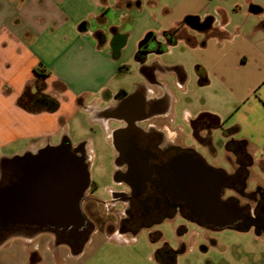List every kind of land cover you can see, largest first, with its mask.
I'll use <instances>...</instances> for the list:
<instances>
[{
  "label": "crops",
  "instance_id": "obj_1",
  "mask_svg": "<svg viewBox=\"0 0 264 264\" xmlns=\"http://www.w3.org/2000/svg\"><path fill=\"white\" fill-rule=\"evenodd\" d=\"M188 16L200 26L189 25ZM149 32L164 44L159 53L173 46L175 55L140 57ZM39 63L49 71L45 91L60 102L53 112H28L16 102ZM133 65L140 74L133 85L156 90L153 73L166 83L173 119L189 82L218 88L206 110L186 109L187 121L206 115L214 119L213 140L240 143L264 159V0H0V164L68 137L71 117L102 110L98 94L107 99L127 88L123 78ZM215 130L226 135L216 139ZM93 235L77 250L51 231L18 234L0 245V264H77Z\"/></svg>",
  "mask_w": 264,
  "mask_h": 264
},
{
  "label": "flooded vegetation",
  "instance_id": "obj_2",
  "mask_svg": "<svg viewBox=\"0 0 264 264\" xmlns=\"http://www.w3.org/2000/svg\"><path fill=\"white\" fill-rule=\"evenodd\" d=\"M154 36L156 44L143 45L139 49L140 57L146 55L144 50L153 55L164 47L154 33L148 42ZM164 39L170 42L169 35ZM160 71L163 72L161 68ZM149 83L157 89L146 87L143 82L135 83L132 89L119 88L109 94L104 109L94 112L107 129L112 144L117 187L111 190L109 200L94 201L86 195L92 187L89 185L80 204L85 217L83 224L64 227L59 220L57 227L48 230L39 215L30 213L34 197L28 173L30 161H1L0 243L13 234L34 236L47 230L57 242L81 250L96 230L108 236L135 235L141 228H151L167 218L178 217L182 221L177 228L179 244L174 246L163 241L153 255L157 264H176L179 255L187 249L182 241L187 232L186 224L208 232L230 229L264 235V159H254L240 143L224 144L218 139L216 147L213 146L208 126L214 124V119L202 114L190 121L196 142H187V137H182L173 126L166 83L158 80L154 73ZM225 135L226 131H221V139ZM201 147L214 158L217 150H222L225 164L209 163ZM10 185L18 197L16 206L25 208V215L2 214V190ZM87 201L112 207L113 210L106 212L116 215L117 230L109 222L105 228L95 222L91 214L84 211L83 204ZM121 209L122 215L118 217L117 211Z\"/></svg>",
  "mask_w": 264,
  "mask_h": 264
},
{
  "label": "rangeland",
  "instance_id": "obj_3",
  "mask_svg": "<svg viewBox=\"0 0 264 264\" xmlns=\"http://www.w3.org/2000/svg\"><path fill=\"white\" fill-rule=\"evenodd\" d=\"M175 51L176 48L171 46L157 54L158 56H154V54L152 56L166 60L173 57ZM139 75V68L133 65L131 73L123 78L125 80L124 86L127 89H132L131 81L136 77L138 78ZM217 92L218 88L200 84L197 79L189 82L184 92H179L173 125H180L178 132L182 137H187V142L195 141V139L192 136V126L185 117L186 109H195L197 112L206 110L209 95L217 94ZM97 97L98 107L103 109L108 103V97L102 99V94H98ZM67 129L68 138L73 146L84 143V153L90 172V184L92 185L86 195L94 201L109 200L111 190L117 186L114 184L113 148L107 131L95 113L91 115L84 111L71 117ZM213 135L217 139L218 136H221V132L215 130ZM58 142L59 139L53 138V144ZM211 142L216 147V140L212 138ZM199 149L204 153L209 163L225 164L222 150L218 149L217 157L214 158L207 152L206 148L201 147ZM249 187H252V183L249 184ZM83 206L84 211L90 213L95 222L101 223L104 228L109 222L117 230L119 221L116 215L106 212L113 210L112 207L109 205L104 207L102 204L93 201H87ZM118 211L119 217L122 215V209ZM181 223V219L172 217L153 225L151 228H141L135 235L127 233L117 237L103 233V235L95 236L92 233L93 243L84 246L77 264H157L153 255L163 241L174 246L179 244L177 228ZM186 226L187 232L182 241L186 243L187 249L179 255L176 264H264V235L258 236L252 231L236 232L230 229L208 232L192 224H186ZM156 232L161 235H157ZM13 236H17V234L4 238L0 245ZM59 261L60 259H58Z\"/></svg>",
  "mask_w": 264,
  "mask_h": 264
},
{
  "label": "water",
  "instance_id": "obj_4",
  "mask_svg": "<svg viewBox=\"0 0 264 264\" xmlns=\"http://www.w3.org/2000/svg\"><path fill=\"white\" fill-rule=\"evenodd\" d=\"M185 21L193 27L200 26L196 16H188ZM151 34L149 32L141 39L139 48L156 44L155 36L148 42ZM148 53L144 50V54ZM75 149L79 152L76 153ZM84 152V143L73 146L70 139L64 136L57 144H47L36 152H26L11 158L30 161L28 173L34 195L30 213L33 216L39 215L48 230H52V226L57 227L59 220L64 227L84 223L80 204L91 182ZM16 201L18 197L14 195L13 187L6 186L1 195L2 214L8 217L25 215L26 209L16 206ZM226 207L229 210L230 207ZM232 210L237 212L236 209ZM226 221L230 222L228 219Z\"/></svg>",
  "mask_w": 264,
  "mask_h": 264
},
{
  "label": "trees",
  "instance_id": "obj_5",
  "mask_svg": "<svg viewBox=\"0 0 264 264\" xmlns=\"http://www.w3.org/2000/svg\"><path fill=\"white\" fill-rule=\"evenodd\" d=\"M34 72L36 78L33 82L25 85L22 92L17 97V104L28 112H53L58 109L60 102L57 97L47 93L46 78L49 76V71L39 63ZM33 254H31V260H33Z\"/></svg>",
  "mask_w": 264,
  "mask_h": 264
}]
</instances>
